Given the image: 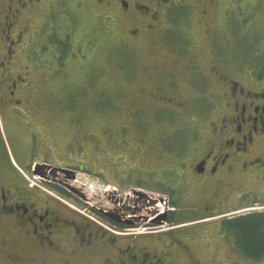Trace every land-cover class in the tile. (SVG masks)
Masks as SVG:
<instances>
[{"label": "flooded vegetation", "instance_id": "af4514ba", "mask_svg": "<svg viewBox=\"0 0 264 264\" xmlns=\"http://www.w3.org/2000/svg\"><path fill=\"white\" fill-rule=\"evenodd\" d=\"M85 1L99 15L106 14L111 28L116 21L122 24L124 32L117 41L121 45L125 44L136 50L141 41L148 46L156 44L157 50L154 48L155 55L153 54L156 62L153 64L156 68L155 78L151 85L140 89L138 95L132 92L130 98V92L128 93L127 103L131 102L129 106L123 104L121 111L110 113L123 117L126 122L114 123L111 128L103 118L104 123L99 129V135L97 134L101 139L97 146H100L101 152V169L98 171L102 178L100 195L105 202L110 201L111 206L97 210L99 222L88 216L75 218L66 206L42 193L29 192L33 183L30 186L16 169L20 166L22 172L32 174L30 160L38 151L39 154L42 151L39 156L43 158L52 155V160L56 163L55 151L51 147L53 134L50 130L53 127L49 126L54 119L43 115V118L40 117L37 108L38 99L40 103H47L49 99H45L46 94L41 89V84L48 81V75L47 68L41 63V32L39 26L35 29L32 24L41 9H52L53 5L48 0H0V226L3 228L0 231L8 228L17 231L16 240L0 242L2 263L200 264L188 252L189 246L185 241H191L190 238L184 240L173 231L184 225L213 219L215 216L212 215L226 211V189L234 186L233 176L237 172L254 173L264 167V87H261L264 85L252 90L255 88L253 84L264 81L261 78L264 75V51L261 50L264 48V39L260 37L261 30L264 29L261 26L264 20V0H230L225 5L223 0ZM221 6V15L215 20L213 12ZM178 15L187 19L189 27L194 24L198 31L199 27L206 29L208 21L214 24L210 27V48L205 54L210 65L209 73L202 75L195 61H190L187 66L190 68V75L197 77L198 81L216 83L214 92L216 99H219L209 106L215 109L210 110L214 121L211 120L203 127L206 133L197 132L196 129L187 131L191 140L186 146L183 143L186 132L183 122L192 101L187 108L184 102L178 100L180 89L172 78L168 62L163 60L170 57L156 54L161 49L169 52L160 46V41L163 38L169 40L170 36L175 39L168 34L180 32L181 27L177 19H174ZM221 34H225L227 43L223 42ZM115 37L111 33L109 40L113 41ZM238 48L247 50L248 53V48H253L263 55L259 53L254 56L249 53L252 57L249 71L250 67L239 68L229 61L231 56H235L231 50ZM217 49L226 52H217ZM175 54L179 57L178 53ZM179 64L176 60V65ZM116 71L118 74L112 75L111 79L114 88L121 83L132 82L130 79L120 80V71ZM246 83H250L249 87ZM167 109L171 114L167 113ZM193 111L195 112V107ZM167 114L176 120L180 116L177 126L168 123ZM6 117L8 123H12L11 132L2 125ZM15 127L18 130L13 131ZM5 132L10 134L13 144L19 146L18 155L9 149L7 142L10 139L3 137ZM106 137L111 141L113 151L110 160L105 158L110 153L106 149ZM25 140L29 143L28 147L22 143ZM189 145L193 148L188 149ZM34 148L40 150L36 151ZM119 150L125 155L140 153L141 163L134 168L143 174L148 173L146 169H155L160 174L167 168L162 165L169 166L162 161V164L159 162L152 165V156L165 160L170 158L168 155L189 154L190 161L186 165L180 164V170L175 171L171 178L165 177L166 182L161 181L163 189L171 194L141 188L122 190L104 175L107 168L112 173L115 167L120 169L122 164H118V161L125 163ZM56 155L59 162H64L62 165H40L49 166L55 172L40 167L34 172L42 181L59 190L70 189L76 192L77 189L69 182L81 179L77 175L78 170L73 168L64 148L62 154ZM87 160L85 154L83 162ZM107 161L110 163L107 164ZM1 182L11 186L1 185ZM188 185L194 190L193 199L200 196L202 202L197 210L205 217L172 225L167 230L155 231L152 222L161 216L162 226L155 228L161 229L174 223L172 218L177 212L175 202H180V197L187 194ZM117 193L118 197L115 198ZM160 194H164L166 198L153 197ZM167 194L173 195L175 202ZM120 195L125 197L121 198ZM157 203H163L165 208L156 207ZM150 205L153 206L152 211L149 210ZM126 224L149 227L143 232L126 231L129 229ZM121 230L125 232L120 233ZM164 235L168 237L164 238Z\"/></svg>", "mask_w": 264, "mask_h": 264}, {"label": "rangeland", "instance_id": "374dc122", "mask_svg": "<svg viewBox=\"0 0 264 264\" xmlns=\"http://www.w3.org/2000/svg\"><path fill=\"white\" fill-rule=\"evenodd\" d=\"M48 1L53 5L52 9H41L37 17H34L32 23L35 29H38L37 27L39 26L41 32V63L47 68L48 72H46L48 81L41 84V89L46 94L45 99L47 97L49 99L47 103L43 101L40 103L38 99L37 108L40 117L43 115L52 120L54 119L52 125L49 126L53 127L50 130L51 134H53L51 147L55 151L54 158L56 163H61L56 154H62L64 148L65 154L68 155L73 168L78 170L77 175L81 179L69 182L71 186L77 189L75 192L70 189L59 190L40 180L39 176H33L31 172H23L21 175L25 181L28 179L27 182L30 186L33 183L32 189H29L31 190L29 192L42 193L59 204L66 206L73 212L75 218H86L88 216L99 222L100 217L97 215V210L108 208L112 204L110 201L105 202L100 195L102 178L99 177L98 171L101 169L99 157L101 152L100 146L97 148L101 142L98 136L99 129L104 123L103 118L107 122L106 125L111 128L114 123L121 124L126 122L123 117L119 118L118 115H111L110 113L121 111L123 104H125L124 106L131 104V102L130 104L129 102L127 103L129 92L131 98L132 92H135L132 94L138 95L140 89L151 85L156 71V68L153 66L156 63L153 56V54L155 55L154 48L156 49V44L152 43L148 46L144 41H141V45L136 50L125 44L121 45L117 41L124 32L122 24L116 21L115 25H112L111 28L106 14L104 16L99 15L93 11L91 5L90 7L88 6L85 0ZM227 1L230 2V0H223L224 5ZM47 3L45 6L48 5ZM222 7H217L214 10L213 17L215 20H218V17H220ZM174 19H177L181 27L180 32H173L168 35H172L176 40L170 36L169 40L163 38L160 41V46L163 49H168L170 53L161 49L156 54L161 57H166V55L170 57H166L163 60L168 62V68L172 70V78L175 79L180 89L177 97L178 100L184 102L187 108L190 101H192L183 122V127H186L184 131L186 132H184L185 136H183L185 139L182 141L186 146L190 144L191 140V135L187 131L191 132L196 129L197 132L206 133L203 127L210 123L211 120L214 121L213 118L211 119L210 110L212 108L209 106L211 103L219 101L218 98L216 99L217 96L214 92L216 83L213 81H198L197 77L190 75L191 71L187 66V64L190 65V61H195L198 63L197 66L199 65V70L203 73L202 75L209 73L210 65L209 61L205 59V54H207L210 48L208 45V42H210V27L214 26V24L212 21H208L207 28L201 29L199 27L198 31L194 24L189 27L187 19L182 17V15H178ZM261 26L264 28V20L261 22ZM111 33L116 35L113 41L109 40ZM238 33H241V31ZM261 33L260 37L264 39V29L261 30ZM221 36L224 37L223 42L227 43L228 40L225 38V34H221ZM248 49L251 55H259V53L263 55L261 51L253 50V48ZM254 49L257 48L254 47ZM261 50L264 51V48ZM217 52L226 51L217 49ZM231 52L235 56H231L229 61H232L239 68L250 67V71L252 57L248 51L238 48L232 49ZM175 53H178L179 57ZM157 58H155L156 61H158ZM176 60L179 61V65H176ZM115 68L120 71V80L130 79L132 82L121 83L114 88V83L111 79L112 75L118 74ZM253 70L255 71V69ZM160 74L163 73L160 72ZM261 78L264 79V75ZM249 85L250 83H246L247 87ZM253 85L255 88L252 90L255 91L259 89L258 86L264 85V81ZM194 107L195 112L193 111ZM212 110L215 109L213 108ZM166 111L167 113L170 112L169 109ZM178 119L180 120V116H177ZM177 120L172 115H169L168 123L177 126ZM152 122H155V120ZM2 125L7 130L9 129L10 132L12 131L10 129L13 128L12 123H8L7 117L2 122ZM16 130H18V127H15L13 131ZM4 135L3 137L10 139V134H6L5 132ZM37 138L39 137L37 136ZM11 142V139L7 142L9 149L12 153L14 152L15 155H18L19 146ZM22 143L26 147L29 146L26 140L25 142L22 141ZM110 143L111 141L106 137V149L110 151V153L108 152L109 157H105L107 160H110L113 154ZM39 144L37 145L38 147ZM189 148H193V146L189 145ZM34 150L38 151L40 149L34 148ZM119 152L121 153V150ZM85 154H87V162H83ZM139 154H122L124 160H126V164L118 161V164H122L121 168L116 169L115 167L114 173H112L110 168H107L104 174L105 177L121 187L122 190L141 188L154 192L166 191L165 193L171 194L170 191L163 189L161 181H165L164 178L167 176L171 178L170 176L175 174V171L180 170V164L186 165L190 161L189 154L168 155L170 158L165 160L152 156L150 158L153 161L152 165L158 164L161 161L169 165H162L163 168L167 167L163 172L166 174H157L155 169H146L148 173L143 174L139 172V169L134 168L141 163ZM39 155H42V151H40V154L39 151L33 154V158L30 160L32 164L31 171L36 164L57 165L52 160V155L44 158ZM109 163L110 161H107V164ZM18 168L22 170L20 166ZM233 178L235 179L234 186L232 189H226L228 194L226 204L228 209L226 211L212 215L215 216L213 219L204 220L199 224L184 225L183 228L178 227V230L173 231L175 234H180V237L184 240L190 238L191 241H185V243L187 242L186 244L189 246L188 252L197 263L264 264V258L258 260L249 259L241 254L234 247V238L221 232L220 227V220L222 218H230L234 214H236L234 216H239L264 211V167L249 174L237 172ZM167 183H169L168 179ZM1 185L11 186L10 184H6V182H1ZM193 192L194 190L188 185L187 194L185 193L183 197H180V202H175V197L167 194V197H170L171 201L175 202L177 210L176 215L173 217L175 221L173 224L165 225L161 229L153 227L154 230H167L172 225L200 220L205 217L197 210L202 200L200 196L193 199ZM163 195H153V197L166 198ZM117 197L118 193L115 195V198ZM120 197L124 198L125 196L120 195ZM149 210L152 211L153 208H149ZM218 215L219 217H217ZM89 221L92 222L91 220ZM92 223L96 224L94 221ZM148 227L149 225L140 226L137 224L132 229L126 231L143 232ZM2 229V226H0V230ZM16 232L13 228L0 231V242L16 240ZM123 232L125 231H120V233ZM172 236L175 237L174 235ZM165 237L167 238L168 236L164 235ZM2 256L3 254L0 253V264H3L1 260Z\"/></svg>", "mask_w": 264, "mask_h": 264}, {"label": "trees", "instance_id": "16d2710c", "mask_svg": "<svg viewBox=\"0 0 264 264\" xmlns=\"http://www.w3.org/2000/svg\"><path fill=\"white\" fill-rule=\"evenodd\" d=\"M220 227L234 238V247L241 254L249 259L264 258V211L222 218Z\"/></svg>", "mask_w": 264, "mask_h": 264}, {"label": "water", "instance_id": "95a60500", "mask_svg": "<svg viewBox=\"0 0 264 264\" xmlns=\"http://www.w3.org/2000/svg\"><path fill=\"white\" fill-rule=\"evenodd\" d=\"M40 167V168H44L46 170H50L51 172H55L53 171L54 169L51 168V167H48V166H36L34 169L37 170V168ZM34 175H37L36 172L33 173ZM73 191V190H71ZM154 204V203H153ZM236 215V214H235ZM161 220H162V216L159 217L157 220L153 221L152 224L155 225V226H162L161 224ZM128 227H131L132 225L131 224H126Z\"/></svg>", "mask_w": 264, "mask_h": 264}, {"label": "bare ground", "instance_id": "6f19581e", "mask_svg": "<svg viewBox=\"0 0 264 264\" xmlns=\"http://www.w3.org/2000/svg\"><path fill=\"white\" fill-rule=\"evenodd\" d=\"M89 181H90V180H89ZM97 185H98V184H97ZM90 187H91V186H90ZM99 189H100V188H99ZM84 192H85V191H84ZM90 198H91V197H90ZM94 198H95V196H94ZM94 198H93V199H94ZM95 199H96V198H95ZM163 205H164L163 203H162V204L157 203L156 207H160V208L162 207V208H165V207H163ZM154 206H155V205H154ZM127 218H128V217H127Z\"/></svg>", "mask_w": 264, "mask_h": 264}]
</instances>
